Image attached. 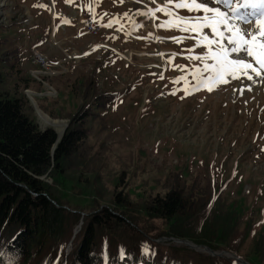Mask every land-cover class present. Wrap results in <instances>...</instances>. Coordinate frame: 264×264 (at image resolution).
Instances as JSON below:
<instances>
[{
  "label": "rangeland",
  "instance_id": "rangeland-1",
  "mask_svg": "<svg viewBox=\"0 0 264 264\" xmlns=\"http://www.w3.org/2000/svg\"><path fill=\"white\" fill-rule=\"evenodd\" d=\"M142 2L147 8L130 0H0V46L22 57L21 66L12 60L16 67L0 70V94L26 96L39 127L63 131L60 136L84 103L78 89L93 82L98 94L117 95L111 108L99 110L103 117L87 123L85 144L93 158L102 157V185L114 191L122 175L126 192L142 202L184 184L205 194L216 183L242 218L237 232L252 227L240 242L241 257L223 249L216 253L250 263L246 256L253 259V246L264 234V79L249 70L255 83L238 76L211 91L197 88L193 74L203 63L189 57L207 55V42L197 46L188 33L161 28L169 19L163 13L153 19L137 15L157 8ZM158 3L164 7L168 0ZM81 13L95 17L103 33L91 36L84 27L78 37ZM134 16L139 25L132 24ZM36 54L46 59L48 72L35 64ZM38 103L45 113L40 112L65 126L45 125Z\"/></svg>",
  "mask_w": 264,
  "mask_h": 264
},
{
  "label": "trees",
  "instance_id": "trees-1",
  "mask_svg": "<svg viewBox=\"0 0 264 264\" xmlns=\"http://www.w3.org/2000/svg\"><path fill=\"white\" fill-rule=\"evenodd\" d=\"M12 60L21 66L19 51L0 46V70L16 67ZM93 85L76 91L84 103L62 136L39 127L26 96L0 94V264H105V252L108 264H235L173 242L241 257L252 227L237 232L242 218L216 183L205 194L184 184L142 202L126 192L122 175L114 191L102 185V157L93 158L85 144L87 123L103 117L99 110L117 95L98 94ZM251 253L250 264H264V234Z\"/></svg>",
  "mask_w": 264,
  "mask_h": 264
},
{
  "label": "snow or ice",
  "instance_id": "snow-or-ice-1",
  "mask_svg": "<svg viewBox=\"0 0 264 264\" xmlns=\"http://www.w3.org/2000/svg\"><path fill=\"white\" fill-rule=\"evenodd\" d=\"M132 2L139 4L142 0ZM150 2L157 3V0ZM168 5L144 12L137 10V15L153 19L155 12L163 13L169 19L160 25L161 28H176L188 33L187 38H195L198 46L207 42V55L189 57L203 63V68L193 74L197 88L206 87L211 91L227 77L236 79L243 76L253 83L256 81L252 74L264 79V0H168ZM179 11H186L189 15L182 16ZM106 27L111 28L112 22L109 21ZM205 29L210 33H205ZM209 60L213 63H208ZM253 62L258 68L253 66ZM121 253L123 256V248ZM104 259L108 264L106 252Z\"/></svg>",
  "mask_w": 264,
  "mask_h": 264
},
{
  "label": "bare ground",
  "instance_id": "bare-ground-1",
  "mask_svg": "<svg viewBox=\"0 0 264 264\" xmlns=\"http://www.w3.org/2000/svg\"><path fill=\"white\" fill-rule=\"evenodd\" d=\"M155 5L156 6H159L160 4L158 3V0H157V3H155ZM162 7V6H161ZM159 20H155V23L156 22H158ZM79 22V21H78ZM78 25H79V23H78ZM85 31H86V33H88L89 35H91V36H98L100 33H102L101 31H102V29H101V27L99 26V30L98 29H95V28H91V27H85ZM85 33V32H84ZM41 59V62H39L38 61V59ZM35 64L36 65H42V67L44 68V69H47V72H48V66H47V62H46V59L42 56V55H40V54H36V56H35ZM255 66V65H254ZM38 67V66H37ZM41 66H39V68H40ZM40 69H42V68H40ZM37 73H39V72H37ZM36 73V74H37ZM42 74V73H41ZM38 75V74H37ZM45 76V75H44ZM36 79H37V77H36ZM39 79H41V77L39 78ZM42 83V82H41ZM29 93V92H28ZM29 95H35V94H33V93H29ZM36 106V108H37V114H39V117L41 118V120L42 121H44V123H45V125L47 124V125H49V126H51V127H64L65 126V124L64 123H61V122H59V121H53L50 117H48L47 115H45L44 113H42V112H40V110L38 109L39 107L37 106V105H35ZM64 124V125H63ZM63 132V131H62ZM62 132H60L59 134L61 135L62 134ZM177 244H179V245H184V244H180V243H177ZM184 246H187V245H184ZM188 247V246H187ZM228 257L230 258H233V260H235V261H237L238 263H240V264H250V263H244V262H242V261H239L238 259H236L234 256H230V255H228Z\"/></svg>",
  "mask_w": 264,
  "mask_h": 264
},
{
  "label": "water",
  "instance_id": "water-1",
  "mask_svg": "<svg viewBox=\"0 0 264 264\" xmlns=\"http://www.w3.org/2000/svg\"><path fill=\"white\" fill-rule=\"evenodd\" d=\"M65 131V130H64ZM63 134V133H62ZM174 242L176 243H180V244H184V245H187L189 248L193 249V250H196L198 252H203V253H207L211 256H222V254H217L216 252L212 251L210 248L206 247V246H198V245H195L189 241H182V240H173ZM233 256V255H232ZM236 259H238L239 261H242L244 263H247L243 260H241L239 257L237 256H234ZM233 259V258H232ZM234 263L235 264H240L238 263L237 261L234 260Z\"/></svg>",
  "mask_w": 264,
  "mask_h": 264
},
{
  "label": "built area",
  "instance_id": "built-area-1",
  "mask_svg": "<svg viewBox=\"0 0 264 264\" xmlns=\"http://www.w3.org/2000/svg\"><path fill=\"white\" fill-rule=\"evenodd\" d=\"M80 23L82 24V30L84 27H91L99 30V25L95 22V20L85 13L80 15ZM41 62V59H38Z\"/></svg>",
  "mask_w": 264,
  "mask_h": 264
},
{
  "label": "crops",
  "instance_id": "crops-1",
  "mask_svg": "<svg viewBox=\"0 0 264 264\" xmlns=\"http://www.w3.org/2000/svg\"><path fill=\"white\" fill-rule=\"evenodd\" d=\"M79 23V22H78ZM77 34H78V36H80V35H82V34H85L84 33V31L82 30V27L81 26H79L78 24H77Z\"/></svg>",
  "mask_w": 264,
  "mask_h": 264
}]
</instances>
